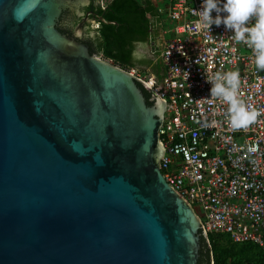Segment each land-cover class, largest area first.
I'll return each mask as SVG.
<instances>
[{
  "label": "water",
  "instance_id": "1",
  "mask_svg": "<svg viewBox=\"0 0 264 264\" xmlns=\"http://www.w3.org/2000/svg\"><path fill=\"white\" fill-rule=\"evenodd\" d=\"M77 1L0 0V264H197L203 228L159 170L166 103L83 23L57 30Z\"/></svg>",
  "mask_w": 264,
  "mask_h": 264
},
{
  "label": "built area",
  "instance_id": "2",
  "mask_svg": "<svg viewBox=\"0 0 264 264\" xmlns=\"http://www.w3.org/2000/svg\"><path fill=\"white\" fill-rule=\"evenodd\" d=\"M156 1L172 35L157 57L163 73L158 78L138 68L125 72L166 103L157 132L160 173L192 209L205 236L226 235L264 254V70L223 24L212 26V34L198 27L193 9L202 0ZM229 70L240 73V99L260 112L246 128L232 129L227 104L210 96L206 78Z\"/></svg>",
  "mask_w": 264,
  "mask_h": 264
},
{
  "label": "trees",
  "instance_id": "3",
  "mask_svg": "<svg viewBox=\"0 0 264 264\" xmlns=\"http://www.w3.org/2000/svg\"><path fill=\"white\" fill-rule=\"evenodd\" d=\"M91 0L82 13L94 12L104 19L99 23L96 36L86 37L83 44L91 55L102 56L112 66L126 71L143 65L133 62L136 44H145L150 39V28L160 20L156 0H112L104 9ZM81 18L72 17L75 25ZM147 106H152L150 95L139 84ZM197 264H264V254L252 244L233 243L226 235L202 236L199 231Z\"/></svg>",
  "mask_w": 264,
  "mask_h": 264
},
{
  "label": "clouds",
  "instance_id": "4",
  "mask_svg": "<svg viewBox=\"0 0 264 264\" xmlns=\"http://www.w3.org/2000/svg\"><path fill=\"white\" fill-rule=\"evenodd\" d=\"M193 14H198V27L210 34L212 26L223 24L237 42L252 50L255 65L264 70V0H202L201 8L193 9ZM186 73L187 80L189 73ZM206 82L211 84L210 96L227 104L232 129L246 128L256 121L259 110L239 97L238 71H217L208 76Z\"/></svg>",
  "mask_w": 264,
  "mask_h": 264
},
{
  "label": "flooded vegetation",
  "instance_id": "5",
  "mask_svg": "<svg viewBox=\"0 0 264 264\" xmlns=\"http://www.w3.org/2000/svg\"><path fill=\"white\" fill-rule=\"evenodd\" d=\"M90 3H91V0H87L86 6H83L79 10L80 17H78L74 13H71L68 10L64 11L62 13L60 19L57 22V25H56L57 30L62 35L66 36L68 38H72L74 36V28L78 24L83 23L84 38L82 39L81 42L83 43V40H85L86 37L94 38L96 36V31L98 30V28L94 29L93 27H94V25H97L99 27L100 21L98 20V18H100V16L96 15V13H94V12L82 13V9L84 7L89 6ZM93 4L95 6L101 8V9H104L107 6V5L102 4L100 2V0L94 1ZM88 13H91V15L86 17V14H88ZM73 16L81 18L78 21V23H76L75 25H73L72 21H71ZM92 23L94 24L93 26H92ZM164 35H165V32L163 30L162 22L159 20L154 25L151 26V28H150V39L147 41V43L136 44L135 51L132 55L133 62H135L137 64L144 63V60H145L147 54H150L153 51H155V53H157V51H158V54H157V57H158V55H159V53H160V51H161V49H162V47L166 41ZM136 48H140V50L137 51ZM88 50H89V48H88ZM98 57L103 59L101 55Z\"/></svg>",
  "mask_w": 264,
  "mask_h": 264
},
{
  "label": "crops",
  "instance_id": "6",
  "mask_svg": "<svg viewBox=\"0 0 264 264\" xmlns=\"http://www.w3.org/2000/svg\"><path fill=\"white\" fill-rule=\"evenodd\" d=\"M157 54H158V51H157V53H155V51H153L150 54H147L143 65L139 66L138 69H140L141 71H145V72L154 74L158 78L161 77V75L163 73V68H162L159 60L157 59Z\"/></svg>",
  "mask_w": 264,
  "mask_h": 264
},
{
  "label": "rangeland",
  "instance_id": "7",
  "mask_svg": "<svg viewBox=\"0 0 264 264\" xmlns=\"http://www.w3.org/2000/svg\"><path fill=\"white\" fill-rule=\"evenodd\" d=\"M158 3V2H157ZM87 4V0H78L75 4H73V10L70 11L71 13H74L76 14L78 17H80V14H79V10L83 7V6H86ZM159 4V3H158ZM160 5H158L159 7ZM69 11V10H68ZM160 21L162 22V25H163V30L165 32V40H168L169 38L172 37V35L168 32V31H171V25L169 24L168 21H166V19L164 17H160ZM137 51L140 50V48H136ZM100 58V57H98ZM101 61H104L108 64H110L109 62L103 60L100 58ZM111 65V64H110Z\"/></svg>",
  "mask_w": 264,
  "mask_h": 264
}]
</instances>
